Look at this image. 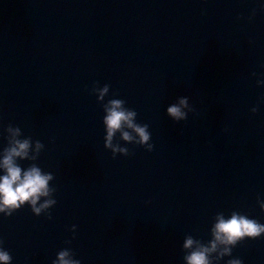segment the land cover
Segmentation results:
<instances>
[{"label": "water", "instance_id": "95a60500", "mask_svg": "<svg viewBox=\"0 0 264 264\" xmlns=\"http://www.w3.org/2000/svg\"><path fill=\"white\" fill-rule=\"evenodd\" d=\"M112 99L152 151L127 127L128 155L106 147ZM15 139L54 177L36 206L56 204L0 212L9 264H187L220 215L264 224V0H0V164ZM224 247L210 264H264V233Z\"/></svg>", "mask_w": 264, "mask_h": 264}, {"label": "clouds", "instance_id": "9594fccd", "mask_svg": "<svg viewBox=\"0 0 264 264\" xmlns=\"http://www.w3.org/2000/svg\"><path fill=\"white\" fill-rule=\"evenodd\" d=\"M109 86L106 85L100 90L101 98L104 93L108 91ZM109 107L105 111L107 115L103 118L107 126L106 147L112 148L113 154L117 151L129 154L128 149L119 148L112 144L113 137L118 131L122 132V138L125 141L133 140V136L128 131H123L125 127L132 129L139 136L138 144H147V151L153 150V144L148 143L150 140V133L146 131L148 125H138L133 122V118L137 115L135 110H128L123 107L125 101L121 99H112L109 102ZM182 107H188L187 98H181L179 105L173 104L167 108L169 116L179 121L187 119V113L182 111ZM252 112H256L257 108L253 107ZM7 131H13L14 135L20 132L17 127L14 130L9 126ZM9 146L4 148V156L0 168L3 169L4 174L0 175V212L5 216H11L12 213L21 208L22 205L27 203L30 205L31 211L39 216L43 209H48L56 204L55 199L45 200L43 204L37 207V201L40 197L49 196V180L54 177L52 174H44L41 169L35 164L22 170L15 162V158L19 157L24 159L28 157L30 148V139H15L9 140ZM43 145L40 141H36V149L39 150ZM115 157V155L113 156ZM56 191V189H51ZM261 209L264 210V203H261ZM51 218L50 213H48ZM76 228L75 225L72 226ZM264 233V224H260L255 219H249L244 215L233 212L229 219H224L220 215L217 223L212 229L214 239L210 241L209 246L200 245L186 256L187 264H210L209 255L217 250L218 242L225 245L223 251L219 254L221 257L225 254H231V248L228 245L235 246L238 240L243 238H257ZM70 243V241H66ZM194 241L188 238L185 241L184 247L191 248ZM2 244V241H0ZM69 250L65 249L59 251L58 260H53L52 264H81L79 259L72 260L69 257ZM74 254V253H73ZM12 260L11 255L7 250H0V262L9 264ZM227 264H242L240 259L229 260Z\"/></svg>", "mask_w": 264, "mask_h": 264}]
</instances>
